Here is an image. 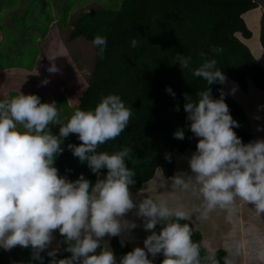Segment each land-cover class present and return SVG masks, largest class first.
<instances>
[{"label": "clouds", "instance_id": "1", "mask_svg": "<svg viewBox=\"0 0 264 264\" xmlns=\"http://www.w3.org/2000/svg\"><path fill=\"white\" fill-rule=\"evenodd\" d=\"M93 43L103 58L106 38L96 36ZM131 43L136 47L135 39ZM211 51L223 49L213 47ZM176 61L208 87L197 93L196 100L185 94L188 129L197 144L188 158L190 171L177 172L170 178L172 183L185 191L196 186L194 192L202 204L192 211L198 213V220L208 219L217 209L235 214L237 200L252 205L257 216H264V138L243 143L234 131L240 124L225 99L227 94L234 95L236 88L230 93L221 89L219 98H213L211 85L227 82L225 73L216 67L217 61L206 59L195 69L190 68L191 57L178 54ZM47 71L55 74L59 69L51 62ZM48 83L47 78L41 81L42 85ZM166 92L175 97L171 87ZM175 110L179 111V106ZM131 115L117 94L103 97L92 110H76L66 122L58 118L55 100L42 102L39 95L22 92L0 99V247H30L29 264H44L41 253L50 258L48 264H154L159 255L163 256L161 264H201L193 229L190 223H181L190 220L192 211L179 204L170 207L163 198L134 199L130 186L135 184V171L126 164L131 147L112 153L97 151L125 130ZM55 125H60L58 134L50 127ZM257 130L264 128L258 126ZM70 134L81 143H70L67 149L80 163H87L97 176L94 184L83 173L69 180L55 166ZM173 135L183 140L184 129L178 128ZM165 159L171 162L170 155ZM104 169L106 174H102ZM157 169L163 172L160 166ZM133 210L151 234L143 240V247H134L117 260L105 237L136 229V221L126 218ZM57 231L70 256L57 259L59 249L52 247ZM233 246L229 255H239V243L233 241ZM225 264H231L227 257Z\"/></svg>", "mask_w": 264, "mask_h": 264}, {"label": "trees", "instance_id": "2", "mask_svg": "<svg viewBox=\"0 0 264 264\" xmlns=\"http://www.w3.org/2000/svg\"><path fill=\"white\" fill-rule=\"evenodd\" d=\"M257 6V0H122L117 8H92L81 12L73 21L71 39L83 36L94 40L102 36L107 40L103 58L97 56L76 110H92L103 97L117 94L132 111L125 130L97 150L112 153L131 147L126 164L135 171V184L130 186L132 193L155 176L158 166L167 178L172 177L178 154L196 149L197 138L188 129L184 111L185 94L196 100L197 93L208 85L190 69L180 68L176 61L178 54L191 57V69L200 67L206 59H215L216 67L238 82L243 91L248 92L251 86L264 90V66L243 39L253 35L244 14ZM133 39L137 41L136 47H132ZM260 41L264 48V15ZM213 47L223 51H211ZM167 87L172 88L175 97L166 92ZM221 89L227 93L223 85H211L213 98H219ZM225 102L233 119L240 124L234 131L242 142L257 139L242 104L230 94L226 95ZM177 106L179 111L175 110ZM178 128L184 129L183 140L174 138ZM70 143L81 142L75 134L63 142L64 151L55 160L59 174L74 181L83 173L94 184L97 176L86 162L80 163L67 149ZM166 154L170 155L171 162L165 159ZM106 172L107 169L102 170V174ZM185 222L190 223L192 239L200 246L201 264H225L226 257L230 260L228 250L223 247L210 254L202 242V230L191 219L181 221ZM156 230L159 232L160 225ZM60 238L57 259L71 255L64 251L66 245L62 243L63 237ZM107 243L117 260L133 250L120 236L111 237ZM31 251L30 247L17 246L11 250L0 247V264H12V260L29 264ZM41 255L45 257L44 264H48L50 258L45 253ZM162 260L163 256L156 264ZM32 264L39 262L32 261Z\"/></svg>", "mask_w": 264, "mask_h": 264}, {"label": "rangeland", "instance_id": "3", "mask_svg": "<svg viewBox=\"0 0 264 264\" xmlns=\"http://www.w3.org/2000/svg\"><path fill=\"white\" fill-rule=\"evenodd\" d=\"M121 2L122 0H0V99H11L22 92L37 94L42 102L55 100L58 118L66 122L76 111L75 106L80 103V96L89 84L98 56L93 40L83 36L75 39L69 37L73 21L81 12L92 8H117ZM51 62L56 64L59 72L52 74L47 71ZM226 77L227 82L223 84L226 92L230 93L235 87V94L230 95L244 105L246 110L251 106L256 115L260 113L263 108L249 103V100L255 101L252 96L258 89L255 87L252 92H245L237 82ZM46 78L49 83L42 85L41 81ZM60 94L64 95L60 97ZM50 127L53 134H58L60 125ZM158 176L155 178L156 183L161 179V174ZM66 178L70 180L68 176ZM146 190L147 196L153 192ZM182 191L195 194L190 189ZM194 200L195 197L191 202ZM242 207L237 210H243ZM232 224L235 228L242 226L251 233L244 236L232 235L229 238L228 244L233 250V241L238 242L241 249L239 255L231 256V264H264V226L252 223L240 226L237 214ZM219 225L222 226L219 228L220 232H223V226L231 227L229 221L213 223L207 220L203 221L201 227L206 231H213ZM203 244L213 250L207 240H203ZM232 249L230 250L233 251ZM12 264L17 263L12 260Z\"/></svg>", "mask_w": 264, "mask_h": 264}, {"label": "crops", "instance_id": "4", "mask_svg": "<svg viewBox=\"0 0 264 264\" xmlns=\"http://www.w3.org/2000/svg\"><path fill=\"white\" fill-rule=\"evenodd\" d=\"M263 15H264V0H258V6L244 14L248 22V25L253 31V35L250 38L243 37V39L251 47L255 56L261 61V63L264 66V48L260 41L261 20ZM253 88L254 86L251 87L249 92H252ZM254 93L255 95L252 97L254 98L255 101L249 100V103H255V106H264V90L258 89V91ZM9 94L11 96L12 91ZM242 107L245 109L244 105H242ZM246 112L250 118L256 138H264V130H262L260 133L257 130L258 126L264 128V108L260 113L256 115L253 111V108H251V106H248ZM256 116H259L260 119L259 120L255 119ZM195 150L193 149L187 150L178 154L177 166L175 168L174 175L179 171H190L188 165V158H190L191 154L195 152ZM158 174H161V179L159 178L160 181L156 183L155 178L158 176ZM101 178H103V175L101 176ZM170 178L171 177L167 178L163 174V172L157 170L156 175L149 181L145 182L143 184V187L139 191L132 193L134 199L140 200L143 198H152L154 200L156 199L158 200L164 197L168 201L170 207L176 206L177 204L184 205L189 211H192V209L202 204V198L199 196L197 192H195L194 195L190 193L188 194L185 193L184 191H182V189H180V187L175 186ZM195 187L196 186L193 185V187L190 188V190H194ZM146 189H150L151 191H153L150 196H147L145 194L147 191ZM194 197H195L194 202H191V200L194 199ZM241 206L244 207V208L242 207L243 210L242 209L237 210L239 212L236 211L235 214L230 213L227 210L217 209L214 212H212L211 215H209L208 219H206L207 222H213V223L215 222L218 223V221H223L227 223L229 221L231 227L225 228V226H223L224 229L223 232L219 231V228H222L221 225H219L213 231L211 229H208V231L204 230L201 227L204 220L196 219L198 213L192 211V216L190 219L194 222V224L198 229L202 230L203 232L202 242L203 240H207V242L210 243L211 249L213 250L208 249V247L207 249L209 252H211L212 255L221 247L226 248L230 253L231 251L230 249H232V247L230 246V244H228V241L232 235L242 234L244 236L247 235V233H251V231H246L244 228H242L241 226L242 224L245 226V223H252L257 226H264V216H257L255 210L252 208L253 207L252 205H247L246 203L237 200V209L238 207ZM236 214L238 216L241 226L238 228L232 226L233 225L232 222ZM126 218L129 220H135L139 226L136 229H134L131 233H124L120 235L121 240L124 243H128L133 248L137 246L143 247V240L146 238L147 235H150L151 232L144 230L143 222L135 217L134 210L133 212L127 214ZM221 218H223V220ZM54 235H55V240L53 242L52 247L58 248L60 251L61 238L59 232L57 231L56 233H54ZM110 238L111 237H105V241L107 242L110 241ZM161 256L162 255H159L157 257L154 264H156V262Z\"/></svg>", "mask_w": 264, "mask_h": 264}]
</instances>
